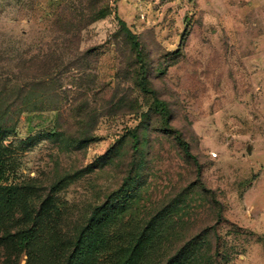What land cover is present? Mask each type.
<instances>
[{"label":"rangeland","instance_id":"1","mask_svg":"<svg viewBox=\"0 0 264 264\" xmlns=\"http://www.w3.org/2000/svg\"><path fill=\"white\" fill-rule=\"evenodd\" d=\"M4 127L0 264L65 261L106 200L138 264H264V0H0Z\"/></svg>","mask_w":264,"mask_h":264},{"label":"trees","instance_id":"2","mask_svg":"<svg viewBox=\"0 0 264 264\" xmlns=\"http://www.w3.org/2000/svg\"><path fill=\"white\" fill-rule=\"evenodd\" d=\"M127 31L133 39V49L136 51L139 60H141L142 49L137 36L131 31ZM141 85L143 88L146 87L144 79H141ZM155 103L157 109L167 118L164 102L157 99ZM9 131L11 129L6 127L0 129V137ZM137 141L138 136L136 133H133V142L136 144ZM182 145L185 152L195 159L189 150L188 144L182 141ZM197 167L200 173V166L198 164ZM10 197L0 192V212L2 209H6V204H9ZM121 212L122 210L113 206L110 200H106L97 206L89 221L81 228L73 241L66 260L57 262L56 264H138V260L142 255L141 243L132 241L128 246L111 243V232L107 227L117 220ZM18 234H20L18 243L27 248L37 237L34 226L20 230Z\"/></svg>","mask_w":264,"mask_h":264}]
</instances>
